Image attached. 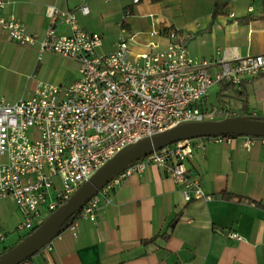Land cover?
I'll return each mask as SVG.
<instances>
[{
  "label": "crops",
  "instance_id": "1",
  "mask_svg": "<svg viewBox=\"0 0 264 264\" xmlns=\"http://www.w3.org/2000/svg\"><path fill=\"white\" fill-rule=\"evenodd\" d=\"M81 5L88 14L76 11ZM47 7L75 12L79 28L101 36V55L114 51L122 29L135 54L150 43L166 47L169 40L162 34L149 36L164 29L175 30L176 40H184L196 59H213L217 52L228 59L264 53V0H140L135 5L132 0H16L2 13L14 15L27 35L42 40L50 23ZM126 10L130 15L124 18ZM55 31L70 34L61 21ZM78 68L76 61L54 53L38 59L35 48L0 30V98L10 104L31 97L38 82L72 84ZM246 89L250 112L264 117V80ZM249 91L257 109L251 108ZM243 141L206 143L186 163L205 198L186 202L170 176L149 165L101 199L95 221L78 220L75 237L67 227L50 249L43 247L21 264H264V140L256 139L248 150ZM22 222L14 203L0 198V255L21 242ZM230 233L241 239H231Z\"/></svg>",
  "mask_w": 264,
  "mask_h": 264
},
{
  "label": "built area",
  "instance_id": "2",
  "mask_svg": "<svg viewBox=\"0 0 264 264\" xmlns=\"http://www.w3.org/2000/svg\"><path fill=\"white\" fill-rule=\"evenodd\" d=\"M15 1L0 0V30L15 43L35 48L38 59L54 53L79 66V77L70 85L38 82L27 99L10 104L0 98V156L5 158L0 162V198H9L23 215L19 229L26 233L39 226L37 220L43 213L65 203L125 147L180 123L209 121L215 115L237 117L225 105L205 108L209 89L222 82L237 85L264 72V53L228 59L217 52L213 59H196L184 40H176L173 29L163 35L169 40L166 47L150 43L147 51L137 54L129 46L131 36L122 29L114 51L101 55L97 53L101 36L79 28L75 12L55 7H47L50 23L44 38L37 40L25 33L14 15L2 13ZM139 2L132 0L133 5ZM76 11L88 14L86 5ZM128 15L126 10L123 17ZM58 21L69 26V35L56 34ZM160 34L149 32L151 37ZM232 138L183 140L133 162L88 200L68 227L72 235H77L78 220L95 221L101 199L122 179L149 165L166 172L186 202L205 198L186 163L206 143ZM256 139L244 137L243 147L248 150ZM229 237L241 239L235 233ZM45 247L50 249V243Z\"/></svg>",
  "mask_w": 264,
  "mask_h": 264
},
{
  "label": "water",
  "instance_id": "3",
  "mask_svg": "<svg viewBox=\"0 0 264 264\" xmlns=\"http://www.w3.org/2000/svg\"><path fill=\"white\" fill-rule=\"evenodd\" d=\"M210 136L264 138V120L237 116L185 122L125 147L97 170L31 234L0 255V264H21L34 256L66 228L65 223L78 213L90 198L133 162L176 142Z\"/></svg>",
  "mask_w": 264,
  "mask_h": 264
},
{
  "label": "trees",
  "instance_id": "4",
  "mask_svg": "<svg viewBox=\"0 0 264 264\" xmlns=\"http://www.w3.org/2000/svg\"><path fill=\"white\" fill-rule=\"evenodd\" d=\"M251 17H249L248 19H251ZM169 29H164L162 30L160 33L162 35H165L167 33ZM257 80H264V72H261L259 74H257L256 76L250 78V79H245L242 80L239 84H232L229 82H222L219 84V89L217 92V97L220 100V102L222 101L221 98L222 97H229L231 99H234L236 101H238L240 103V110L236 113L237 116H242L245 117L247 119H257V120H264V117H260V116H255L252 115V113L250 112L249 108H248V101H247V89H246V85L253 82V81H257ZM228 106V105H227ZM240 201H243V199H239ZM78 213H76L74 216H72L66 223H65V227H69L77 218H78ZM34 230L26 233L25 235H23L20 238V241H22L23 239H25L29 234H31Z\"/></svg>",
  "mask_w": 264,
  "mask_h": 264
},
{
  "label": "rangeland",
  "instance_id": "5",
  "mask_svg": "<svg viewBox=\"0 0 264 264\" xmlns=\"http://www.w3.org/2000/svg\"><path fill=\"white\" fill-rule=\"evenodd\" d=\"M218 88H219V85H214L212 86L209 91H208V94L205 98V101H204V106L205 108H208V109H211L212 107H219L221 105H225L227 106L228 108H230L232 111L234 112H238L240 110V103L234 99H231L229 97H222L221 98V102L220 100L218 99L217 97V92H218ZM249 101L251 102V108L252 109H257V106H255V103L252 102V92L249 91ZM260 116V115H259ZM223 118L222 116H212L210 120H219ZM52 212H45L43 213V215L41 216L40 219L37 220V224L40 225Z\"/></svg>",
  "mask_w": 264,
  "mask_h": 264
}]
</instances>
